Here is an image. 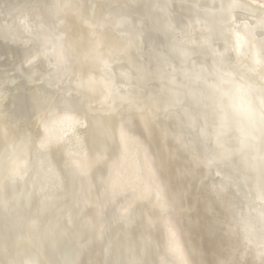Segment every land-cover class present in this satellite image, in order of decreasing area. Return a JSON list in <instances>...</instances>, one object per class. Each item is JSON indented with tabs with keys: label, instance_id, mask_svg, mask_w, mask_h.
<instances>
[{
	"label": "rangeland",
	"instance_id": "1",
	"mask_svg": "<svg viewBox=\"0 0 264 264\" xmlns=\"http://www.w3.org/2000/svg\"><path fill=\"white\" fill-rule=\"evenodd\" d=\"M42 1H43V3H41V4L39 3V7L41 6L40 8L39 7L36 8L37 5L34 7V10L32 11V15H33V13L35 14V12L37 13L39 11V9L45 15L46 14L45 10H48L49 8L53 9V7H54L53 5L57 4V2L55 3V0L52 1L54 3H52L50 1L51 4H49L50 3L49 0H47V1L42 0ZM63 1H65V0H63ZM67 1H69V0H67ZM75 1H77V0H75ZM75 1L72 2V0H70L69 2H72L74 4L78 3V1L77 2H75ZM88 1H91V3H92V1L93 2L96 1V3H98V5L95 3L93 5V3H92L91 4L92 6H90L89 5L90 2H88ZM88 1L85 0V2L89 3V4L88 3H86V4H88L90 10L92 8L93 12H95V13L98 12V14H99L100 12L97 11L96 9H95L96 11H94V8L95 7L101 8L102 7V10L105 9L104 15L106 14L104 17H101L102 13L99 14L98 17L99 18L101 17V19L99 21L100 23L98 22L99 25L97 24L99 27L95 25L97 27V30H95L96 28L93 29L92 26L94 27V25H92V24L94 23L93 21L96 18L93 19L94 17L92 18V16L93 15L95 16L97 14H93V12L89 13L90 15H88V17L91 16V14H93L91 16V18L89 19L90 21L92 20L91 21L92 23H90L87 20L89 22V25L90 24L92 25V26L90 25L91 27H89L92 29V30H90L91 31L90 33L93 34L92 31H94V33L96 34L98 31V33L96 35L95 34L90 35V33H89L90 36L88 35V33L86 31V30H88V32H89V28H87L88 22H86V21L83 22V19L87 14H85V15L83 14V12H84L83 10L85 8L83 9L82 7H84L85 4L83 6L84 2L82 0L81 1L79 0V2H83L81 6L78 5L79 3L76 4L77 7H80V10L82 8V12L80 10H77L79 8L75 7V5H73V7H75L76 9L73 7L72 8L70 7V9H71L70 10L68 8L69 6H71V4L69 2H63V3L61 2V5L67 3V4H65V6H67L69 3V6L67 7L69 10L66 8L68 11L64 9L65 8L64 6H62L64 8L61 9L60 8L61 5L59 2L57 4L58 6H60L59 8L62 10V11L59 10V11H61L60 15H62L59 17V21H60L59 30H60V32L65 31L63 34L61 33L62 36H64V34L67 35V33H66V30H68L67 27H69V30L72 29V31H73V32H71V31L68 32V33L71 32V34H69L70 38H68V40H66L67 41L66 44H68V43L71 44L70 47H69V44L66 45V49H65L67 53L69 52V54H71V55H68V57H67V59H69L70 57L71 58H70L69 62H67V67L65 70L66 73H68V74H66L63 71L64 75H67V77H69L70 79H74L73 84H71L72 80L70 81V79H67L66 76H63L62 71L57 72L56 68H55L56 70L54 71V76H57V78H58L57 80H59V82L52 79L53 77H51V78L48 77V76L53 75L52 71L50 73H46V69H44L41 66L40 67L42 69H40V67H38L36 70H38L39 72L42 71L41 72V74L43 73L42 75L40 73L38 74V72L36 70H35L36 73L32 72L31 74H28L25 70H23L21 68V66H23V61H21L22 58L20 57L18 59L19 56L15 55V54H17L16 50H14L13 47L8 46L9 44H7V42L9 41V38L8 37H7L8 39L6 38L8 41L5 40V36H7V35H5L6 34V31H5L6 28H4V26L0 23V26L3 27V29L0 27V30L1 31L3 30L2 33L0 32V35H1L0 36V135H1V138H0V162H1L0 163V238L1 239L0 240H3V238L5 237V235H6L5 229L7 230V226H9V227L11 226V224L13 223V220H11V218H13V216H14L13 214H15L14 218L19 217L17 215H20V218H21V219L16 218L17 221L15 222L16 225H18L21 228L19 231V234L23 237L25 236L24 237L25 239L26 238L27 239L32 238V240H30V241H32V243L29 241V244H30V247L32 250V253H31L32 255L29 253V252H31L30 247L29 246H28V248L26 247L28 249V250L26 249L27 250V256L24 255V258H23L24 260H23L22 264L28 262V260H26V257H27V259L30 258L29 259L30 263H28V264H31L32 261H34L35 264L36 263L37 264L38 263L39 264H264V259L260 255L261 253L259 254L260 248L253 247L252 243H248L247 241L242 239L241 238L242 235L239 233L240 229H239V226L237 225V222L235 220L237 217L234 218V216H237L236 211H237V208H239V205H237V198H236V195L234 193L235 191H234L233 187L227 188V186L225 185V180H223L225 178L221 179V177H224L222 170H220V167H219V164L222 162V157H221V159L219 157L220 162L218 163V165L216 164L219 161V159H216V158L218 157V154H220V152H218V151L213 152V150H211L212 146L207 148L208 146H210V143L213 144V142L214 143L216 142V140L213 142H209V141H212L209 139L212 135H213V137H216V135H215L216 133L212 134L211 132H213L212 131L213 129L219 128V126H217L218 122L214 121V123H216L217 125L215 126V124L213 123L214 124L213 126H215V127H212L211 130L208 129L209 126H206V125L210 124V126H212L211 125L212 121H209L211 123L207 122L208 124H205L204 122H206V120L205 121L203 120L202 122L205 125L200 121H199V123H197L198 122L197 120H200V119L202 120V118L205 119L203 117V115L207 111L208 112L206 113V115L210 114L211 116H213L210 120H213V119L220 120L219 116L221 114L218 113L217 108L215 109V106L217 107V105H214V106H209V105L219 103V101L218 102H216V101L219 98H222L225 96L220 91L218 92V94H216L217 96L215 95V92H217L218 89L221 91L223 90L224 94H225V91H227L225 88L226 86L223 87L222 80H221V84H219L220 86H217L218 87L217 90L216 89L213 90L211 88V86H209L210 89L208 87H206L209 89L208 90L203 86V84L215 83V79H217L218 76L212 72H211L212 73L211 74L209 72V70H208V73H205V71L207 72V70L202 71L200 69H196V72H197V70L201 71V72L198 71V73H200V74L196 73L195 69H194L195 66L193 65L194 62L190 63V61L194 60V59L190 58L191 60L190 59H189V61L186 60V59H188L187 58L188 54L186 55L183 52H182L183 54L179 53V55L181 54V57H180V59H178V57H179V56H177L178 54L176 55V53H174L175 48L172 47V45H169L166 43L168 41L162 40V42L160 41V43H156V41H155V43H153V44H156L155 47H153L154 46L153 44H152L153 45L152 46L149 43V50H148V49H146V46L148 44H146V46H143L142 43L140 45H137L138 42L135 41L133 36H128V35H131V33L128 34V32H126V30L120 29L117 32V29H119V27L117 28V26L114 25L115 24L114 22L116 20L113 22L116 14L110 13L108 10H110L111 8L113 9L114 8L113 5L115 4V8L113 10H110V11H114L116 13L117 8H119V7L123 8V7H121V5L127 6L128 3H126V4L122 3L121 4L122 0L121 1L120 0H115V1L113 0L112 1L113 4H111V2H109L111 0H103L104 2L102 0H95V1L94 0H88ZM100 1H102V2H100ZM116 1H120V2H116ZM253 1L264 4V0H253ZM38 2H40V1H38ZM123 2H128V1L124 0ZM105 3H107V4H105ZM104 4H105V6H103ZM44 5H45V7H44ZM47 6H48V9H47ZM50 6H53V7H50ZM88 6H85V7H88ZM107 6L110 7L108 10L106 9V8H108ZM43 7H44V9H43ZM74 10H77V11H74ZM70 11L75 12L72 15L74 17L71 16ZM41 12H40V15H42ZM49 12L51 13L52 10H50ZM63 12L66 14V16H65V14H62ZM69 12H70V17L69 16L67 17V15H69L68 14ZM86 12H88V9ZM106 12L107 13L109 12L108 14L110 16ZM79 13L80 14L82 13L83 17ZM38 14H39V12L35 16L34 15L33 16L34 17L37 16V18H41V19L44 17V15L40 16ZM47 14H48V12H47ZM78 15H80L81 17ZM113 15H115V16H113ZM75 16H76V19H75ZM108 16L114 17L112 21L110 20L111 23H110V21H109V23L107 21L108 24L105 23V24L101 25L102 23L105 22V17L108 19ZM73 18L75 20H73ZM85 18H87V16ZM61 19H63V20H61ZM64 19H65V21H64ZM96 20L98 21L99 19H96ZM62 21H64L63 24H61ZM102 21H104V22H102ZM35 22H36V19L34 20L33 23H35ZM65 22L67 23V27L65 25ZM81 22L83 25L81 24ZM116 22H118V21H116ZM95 23H96V21H95ZM85 24L87 26H85ZM64 25H65V27H64ZM100 25L102 26L101 29H103L101 31L99 30ZM104 25L108 26V28H109V25H111L115 29V30L113 28L111 29V27H110L111 30H109V32L112 30H114V31H112L113 33L115 31L117 34L120 32L118 35L122 36L120 38L121 40L124 37L122 34H124L125 35L124 40H125V44L127 43L126 44L127 46L123 45V43H124V42L122 43L123 40L121 41L117 38L118 35L112 36L111 32H110L111 33V35H110L109 32L107 31L106 26H104ZM62 26H63V28H62ZM103 26L106 29H104ZM115 26L117 29L115 28ZM79 27L81 29L86 27L87 29L85 28V29L81 30ZM64 28H66V30ZM103 31H104V34H103ZM76 32H78V33H76ZM80 32H83V33L80 34ZM72 35H74L75 37H72ZM81 35H82V37H81ZM2 36H4V40H2L3 39ZM67 36H64V39H65V37L67 38ZM78 37H80V38H78ZM74 39H77V40L74 41L73 43L69 41V40H74ZM79 39L80 40L83 39V40L80 41ZM86 39L88 40V42H86L87 41ZM130 39H132V40H130ZM162 39H163V37H162ZM117 40H119V41H117ZM127 40H128V42H127ZM61 41H62V39L59 42H61ZM130 41H131V44H134L136 46L134 47V45L129 44ZM75 42H76V45L74 44ZM79 42L82 44H78ZM106 42H107V44H106ZM135 42H136V44H135ZM164 43H166V44H164ZM83 44H85V45H83ZM97 44L98 45L101 44V46L99 45L101 47V49L104 47V49H102V51L104 53L106 52L105 49L108 51L109 54H107V56H106V53H105V57L111 58V56L112 57L114 56L113 57L114 63L116 62V59H114V58H117V61H118V60H120L119 58L121 57V63H120L121 65L117 64V66H115V67L113 66V71H111V72L106 70L110 74V76L108 73H106L105 70H103V67L102 68L98 67V65H100V64H97L98 60H99L98 63L100 61L106 63L107 61H105V60L110 61V59L109 58L103 59V58H105L104 53L100 50V47ZM157 44H159V45H157ZM95 45H97V46H95ZM104 45L106 46V48ZM160 45H162L163 47ZM75 46H77V47H75ZM81 46H83L84 48ZM85 46H86V48H85ZM118 46H120V50L118 49L119 48ZM167 46H170V47H167ZM199 46L201 47L202 45H199ZM79 47H81V49ZM89 47H92V48L88 49ZM114 47L115 48L117 47V49H114ZM121 47H124V48H121ZM125 47L127 50L125 49ZM127 47H129V48H127ZM98 48H99V52L97 50ZM137 48L140 50H138ZM141 48H143L142 51H141ZM154 48H156V49H154ZM163 48H165V49H163ZM168 48H170V49H168ZM173 48H174V50H171ZM193 48H195V47H193ZM71 49L73 51L70 52ZM86 49L90 50V52L94 49L92 52L95 51L99 54L97 56V61L95 60L96 62H94L95 64H97V66H95V64L92 63V61H91V59H93V61H94V59L96 58L97 54H95V52H94L95 57L89 58L91 63H90V61H88L89 59L87 57H85V58L83 57L84 55L87 56L88 54H90V52H88V54H86V52H84V50L86 51ZM123 49H124V51H123ZM153 49H154V51H153ZM157 49H161L162 51L160 50V52H162V53H160L159 50H157ZM166 49H168V51ZM80 50H83V52L82 51L80 52ZM117 50L119 52L117 54L120 55V57L118 56L119 58L116 56ZM128 50H130L128 52L129 54L125 53V51L127 52ZM133 50H137V52H135ZM169 50H171V51H169ZM74 51L78 52V53H76L77 57H83L84 58V59L80 58L81 60L78 58L80 61L79 65L82 66V64H83L80 72L77 71L78 69L80 70L79 67H81V66H79V65L77 66L76 61L78 62V59H74V57L76 58V54L73 55ZM110 51H113L116 55H113V52L111 55ZM148 51L149 52L151 51L150 53L153 55V56H151L150 53H148L151 58H149V56L147 54ZM92 52L89 56L94 55ZM133 52H135V53H133ZM155 52H156V54H155ZM165 52H168V54ZM140 53H141V55H140ZM78 54H80V56H78ZM121 54H123L127 58L123 57V55H121ZM166 54L168 55L167 57H166ZM174 54L177 57H175ZM155 55H157V56H155ZM184 55H186V57H184ZM145 56H147L148 59L145 58ZM207 56H209V55H207ZM133 57H134V59H133ZM72 58H73V60H71ZM166 58H167L168 62H167ZM168 58L171 59L173 62L175 61V63L177 62L176 60H178L179 64L178 63H176V64L171 63L170 64L171 60H169ZM123 59H124V61H122ZM149 59H151L153 61H154V59H157V60L159 59V62H157V64H156L155 63L156 60H155L153 65H152L151 62H153V61H151ZM174 59H176V60H174ZM182 59L183 60L185 59V60L182 61ZM83 60H85V62ZM146 60L149 62L148 64H147ZM161 60H163L164 63H161L162 62ZM70 61H72V62L70 63ZM73 61L76 63L75 65L73 64ZM126 61H127V63H125L123 65L122 63H124ZM140 61H142V63ZM165 61L167 63H169L171 66H169V64H167ZM187 61L189 64L187 63ZM81 62H82V64H81ZM86 62H87V64H86ZM134 62H135V64H134ZM210 62H212L211 64L214 65V67H215V62L217 63V60L212 59V61H210ZM68 63H69V65L72 64V65H70V67L73 66L74 68L68 67ZM105 63H103L101 65H104ZM165 63L167 64V67H166ZM158 64H161V65H159L157 68L158 70H156L155 67H157V66H155V65H158ZM162 64H163V66H162ZM194 64H196V63H194ZM138 65H139V67H138ZM178 65H180L179 67H181V68L183 67V65L185 66V68H186V66H188V67L186 68V70L182 69L183 71L181 70V72H178V69H177ZM208 65H209V63H208ZM63 66L61 65L60 66L61 68L59 67V70H62L66 65L64 67ZM104 66H106V65H104ZM123 66H125V68L128 69L129 71L126 69L123 70L124 69ZM164 66H165L166 70L164 69ZM173 66H174V68L177 69V70L175 69L176 70L175 72L176 73L178 72L179 75L174 74L175 72L171 73L172 70L174 69ZM189 66H190V68H189ZM95 67L99 68L100 70L102 69L101 72H100V70H98ZM168 67L172 70H170ZM219 67L220 66L218 65L217 70L221 71L222 69ZM68 68L70 70L73 69V72H72V70L68 71L67 70ZM87 68H89V70ZM90 68L95 69V71H93V69L91 71ZM160 68L162 70H165V71L170 70L168 73H170V75H174V76L172 77L168 73H167L168 74V76H167L166 73L165 72L163 73V71H161ZM181 68H179V69H181ZM193 69H194V72H192ZM214 69H215V73H216V67ZM159 70H160V72H162V74L159 73ZM44 71H45V73H44ZM104 71H105V73H103ZM138 71H140V72H138ZM156 71L160 75H163V76L166 75L164 77V79L168 77L169 79H172L173 81H175V79L178 78L174 83H175V88L180 84L179 85L180 87L179 86L177 87L179 89L181 88V85L183 86V84H185L184 83L185 80H181V79H183V78L187 79V76H186L187 74L191 76V73H192V75H194L193 73H195L197 75L203 74V76H199V77H197V75L193 76V78H194L193 80H195L197 78L196 79L197 81L195 80V82H194L192 80L193 82H191V84L188 82L190 79H192V76H191V78H190V76H188L190 78V79L186 80V82H187L186 84L189 85V87L186 88L188 91L186 90L187 93H185V89H184V94L179 96V94H177V93H181V92L177 88L172 89L173 83L170 84L169 82L171 80H169V79H167V80H169V82L166 80L168 83H166V84L163 83L164 89H161V86H162L161 82H159V83H161V85L158 84V86H156L157 82H155V81L160 80V78H159V80H158V78L156 79V77L160 76L159 74L157 75ZM190 71H191V73H190ZM55 72H57L58 75L55 74ZM61 72H62V74H61ZM69 72H71L72 76L70 75ZM86 72H88V73H86ZM96 72H97V74H96ZM112 72H113V74H112ZM136 72H138V73H136ZM182 72H184V73H182ZM59 73L61 76L59 75ZM90 73H92V74H90ZM180 73H181V75L184 74L186 77L183 75H182L183 77L182 76L180 77ZM223 73H225V71H223ZM32 74L36 75L37 80H36V78H34L32 76ZM45 74H51L48 76L46 75L47 76L46 80L51 79V81H47L48 82L47 84H51V85H48V86L45 85L46 80H44L45 81V83H44L43 79L39 78L40 75H41V77H43ZM217 74H219V76H221V79H222V77H226L225 75H222L219 72H217ZM73 75L74 76L77 75V76L74 77ZM93 75L96 77H94ZM116 75H117V78L119 77L120 79L116 80V77H115ZM205 75H206V77L207 76H209V77H207V79H205V77H204ZM97 76H98V78H97ZM130 76H131V78H130ZM137 76H139V77H137ZM59 77L60 78L64 77V78H61L62 80H60ZM72 77H74V78H72ZM160 77H162V76H160ZM200 77H202L201 79H203V77H204L206 83L204 81H202L200 79ZM210 77H211V80L209 82ZM63 79H66V80H63ZM114 79L116 80V83L119 80H123V81L125 80L126 81L125 83L121 82V83H123V85L120 83L121 84L120 86L122 89L121 92H124L123 89L125 88V89H127V90H125V91H127L126 93H128V94L130 93L131 95L129 94V95L124 96L123 99H124L126 105L123 102V99L121 102H119L120 105H119V103H117L119 100L116 102V104H114V105H117V108L121 106L120 110L117 109L119 111V113H114L113 116H112V114H110L109 117L107 116L109 114L105 113L106 115L103 114V116H102L101 115L102 112H100L99 109L103 108L104 110H107L104 107L101 108L100 106L107 104V103H105L106 93L108 92V89H106V88L109 85L114 84V81H115ZM199 79L203 83L198 81ZM107 80H109V81H107ZM134 80H136V81L134 82ZM60 81H61V83L63 82L62 86L60 84ZM65 81L68 83L66 84ZM127 81L129 83H127ZM181 81H184L183 84L179 83ZM52 82H53V84L54 83L56 84L58 82V85L60 84V86H57V84H56V88H54ZM176 82H178V83H176ZM197 82H199V83H197ZM207 82H209V83H207ZM94 84H96V88L98 87L100 89L99 90H97L98 88L95 90H93V88L89 89L91 86H93L95 88ZM128 84L130 87L128 86ZM167 84H169V85H167ZM176 84H177V86H176ZM193 84H194V86H193ZM195 84H198L197 85L198 87ZM68 85H69V87H71V89L69 87H67ZM104 85H106V86H104ZM133 85H134V87H133ZM165 85L170 86L169 88H170V90L171 89L172 90L171 91L168 90V87ZM199 85H200V87L201 86L204 87V88L201 87L203 90L200 89ZM63 86H65V89L68 91V92L65 91L67 93L64 92L65 89ZM78 86L79 87L85 86L84 88L87 91L83 90V88H81V87H80L81 89H77ZM137 86L138 87L141 86L142 91L139 90V89H141V87L136 88ZM191 86L197 88V89H194L195 92ZM73 87L77 90H75ZM101 87L103 89L105 88L104 90L106 91V93H104L105 91H101L102 90ZM144 87L146 89H144ZM183 87L181 88L182 90H183ZM190 87L192 90L190 89ZM57 88L60 91H58ZM68 89H70V91ZM73 89L75 91L80 90L81 92L80 91H78L77 93L75 92L76 97H75V95L72 96L74 94V93H72V92H74V91H72ZM88 89H89V92L91 94L88 92ZM128 89H130L131 91L129 90V92H128ZM133 90H134V92H133ZM135 90L137 91V94H136ZM164 90L167 91V93H168V91L171 94L176 93L174 97L179 96L178 99L180 98L181 102L178 103V101H180V100H178L177 98L176 99L173 98V96H172L173 100H170V99H172V98H170V96H169L170 99L166 98V96H168L169 93L166 94V92ZM196 90H198V91H196ZM199 90L201 92L202 91L204 92L206 90L205 91L206 93H207V91H209L208 93L213 92L214 94L210 93L211 95L209 94V96L212 99V98H214L213 95H215L216 97L213 100H215V99L216 100L215 101L212 100L213 101V103H212L210 98L204 97L205 94H203V92H202L203 95H201L202 97L197 95V94L201 93ZM84 91H85V94L87 95L85 97L87 100L84 97H81V96H85L84 93H82ZM176 91H178V92H176ZM70 92L72 93V95ZM79 92L82 95H77ZM131 92H133L134 94ZM140 92H141V94H142V92H144V93L146 92V93L144 95L142 94V96H141ZM95 93H98V95H96ZM164 93L166 95H164ZM188 93H190V94H188ZM229 93H231V95L233 96L232 92L229 91L228 94ZM66 94H67L68 98H67V96H65ZM103 94H104V96H103ZM132 94L134 95L133 97H135L136 99H137V96H140V99L142 97L144 99L142 98V100H140V102H139L138 101L139 98H138L137 101H135L133 103V101L136 99L134 98L133 101L131 100V99H133L130 97V96H132ZM185 94H187V97L192 96L193 100L190 97L191 102L195 101L196 103H193V102L191 103L190 99H187ZM194 94L197 96L193 97ZM60 95H61V98H60ZM101 95L103 98L101 97ZM160 95L161 96L163 95V96L161 97ZM89 96H91V97H89ZM128 96H129V98H128ZM149 96L151 97V102H150ZM157 96L158 97L160 96V97L158 98ZM182 96L186 97L183 99H187V102L182 99ZM38 97L40 99H38ZM99 97H101V98H99ZM125 97H127L128 100H126ZM200 97L202 98V100ZM33 98H35V99H33ZM71 98H72V100H71ZM76 98H79V99H76ZM145 98H146V100H145ZM195 98H197V100ZM206 98L209 101H205V100H207ZM232 98L235 99V97H232ZM100 99H102V101L105 104H103V102ZM161 99H162V101H161ZM174 99H175L176 103L173 102L172 104H174L175 107L179 104V108H181L183 106L185 111L183 110V108H182V111H180L179 108H178V110L176 108V110L178 112L177 113L173 105L172 106L174 109L170 108L172 106L169 105V102L171 103V101H174ZM152 100H154V101H152ZM221 100L222 99H220V102H221ZM38 101H39V103H38ZM85 101H86V103H85ZM128 101H129V103H128ZM141 101H144L145 104ZM155 101H157V102L155 103ZM100 102H102V104ZM131 102L133 104L137 103V105H134V108H133L132 107L133 104L130 105ZM158 102L160 105L158 104ZM52 103H54V104H52ZM88 103L90 106L88 105ZM180 103H182V104H180ZM197 103H200L199 106L197 105V108L192 107L193 110L189 111V109H191L190 108L191 105L193 106ZM79 104H82V105H79ZM84 104H85V106L87 104V107H85L87 109L82 108V107H84ZM122 104H123V106H122ZM138 104H140L142 107L139 106ZM185 104H189L190 106L189 105L185 106ZM55 105H58V106H55ZM203 105H205V106L208 105V108L206 107V110H205V107ZM107 106H109V105L107 104ZM136 106H138L139 109L141 108L142 111H141V109L140 110L137 109ZM228 106H230V105L228 104ZM90 107H91V109H94V111L97 110L99 112H96V115L93 116L92 113H89V112L93 111V110L91 111ZM162 107L164 109H162ZM211 107H213V109H215V110H212ZM230 107L235 108V107H233L232 104ZM230 107H228L229 111H231V109H232ZM40 108H41V111L43 113L39 111ZM42 108H44L43 110H45V111H43ZM114 108H115V106H114ZM150 108H151V111H150ZM160 108H161L162 112L160 110H158ZM185 108H187L189 112ZM202 108H204L203 111L201 110ZM62 109H67V111H68V113L66 112L67 115L64 114L65 110L63 111ZM109 109L110 110L113 109V106H110V108H108V110ZM128 109H130V110L128 111ZM152 109H153V111H152ZM154 109H155V111H154ZM209 109H211L210 112H212L213 114H215L213 112V111H215V112H217L216 114H219V115L217 116L215 114L216 116L214 118V115H212L209 112ZM114 110H116V109H114ZM225 110H227V109H225ZM57 111H58V113H57ZM61 111H63V112H61ZM94 111H93V113H95ZM131 111H135V112L131 113ZM237 111H239V110H237ZM237 111H235L236 112L235 114L239 113ZM52 112H53L54 117L52 116ZM87 112L89 113V116H88ZM104 112L105 111H103V113ZM111 112H112V110H111ZM113 112H115V111H113ZM154 112H156V113H154ZM181 112L183 115L181 114ZM40 113H41V115H40ZM50 113H51V115H49ZM174 113H176V114H174ZM200 113H201L202 117L198 118L200 116ZM44 114H45V116H43ZM155 114H160V115H158V118H159V116H160V118L157 119V116ZM184 114H186V115H184ZM48 115L50 117H48ZM114 115H116V116H114ZM188 115L192 116V117H190V120H189ZM194 115H195V117H194ZM68 116L69 117L71 116L70 118H74V117L76 118V119H73L74 121H76L75 122V128L76 129H73V130L69 129V128L66 129V127L64 125L65 120L63 121V119H64V117H65V119L68 118ZM122 116H124V117H122ZM161 116H163V117H161ZM186 116H188V117H186ZM211 116H209V117H211ZM84 117L86 120L84 119ZM170 117H171V119L174 118L175 121L170 120ZM182 117H183V119H182ZM196 117L198 119H196ZM207 117H206V119H207ZM236 117H237V119L239 118L238 115ZM92 119L94 122L91 121ZM162 119H164L166 121H164ZM176 119L178 121H176ZM184 119H186V120L184 121ZM191 119L193 121H191ZM151 120H153V121H151ZM181 120L186 122V123H183ZM83 121L85 122V124ZM171 121H173V122L171 123ZM179 121H181L183 124L181 122L179 123ZM194 121H195V123L199 124L198 125L199 130H200V127L203 128L202 126H200L201 123L205 126L204 130L201 129V131H203V133L198 131L199 133L204 134L205 132H207L210 135L209 134L207 135L205 133L206 134L205 137L202 134L201 135L198 134L194 137L193 134L194 133L197 134V129H198V128H195L196 130H193L192 127H194V125H193V124H195ZM207 121H208V119H207ZM59 122L60 123L63 122L62 123L63 125L59 124ZM192 122H193V124H192ZM239 122L244 123L245 121L244 122L239 121ZM96 123H98V124H96ZM114 123H115V125H114ZM170 123H171V125H170ZM60 125L62 126L63 129L61 128ZM78 125H81V127ZM94 125L99 126V127H95ZM187 125H189V126L191 125V128ZM83 126H85L84 129H83ZM170 126H171V128H170ZM183 126H185V127L183 128ZM118 127H120V128H118ZM186 127L189 128V129L188 128L186 129L187 131L185 130ZM195 127H197V126H195ZM206 127H207V129H206ZM116 128L119 129L118 132H117ZM176 128H177V130H176ZM183 129H184V131H183ZM191 129L193 132L194 131H196V132H194L193 134H189L190 133L189 130H191ZM61 130H65V131H61ZM92 130H94V131H92ZM173 130H174V132H173ZM208 130H209V132H208ZM238 130H239V128H238ZM3 131L5 134H3ZM192 131H191V133H192ZM233 131H232L231 136L235 135V137H238L239 135L234 134ZM172 132H173V135H172ZM186 132H187V135H186ZM214 132H218V129L215 130ZM234 132L237 133L236 130ZM261 132L263 133V131H261ZM93 133H95V134H93ZM59 134H61V135H59ZM170 135H172V136H170ZM191 135H192V137L196 138L195 139L196 141L195 140L192 141V139H194V138H192ZM217 135H219V132L217 133ZM52 136H57V138L54 137L55 138L54 139ZM263 136H264V133H263ZM51 137H52V139H51ZM190 137L192 139H190ZM206 137H209V139ZM177 138H178V140H177ZM183 138H185V139L189 138L188 140L186 139L188 142L186 143V140ZM203 138H204V142H202V141L200 142V140H198V139L203 140ZM217 138L216 139L219 140V136ZM205 139H206V143L209 142V145H206L205 146L206 148L203 147L204 150H202V147L200 149L196 145H200L199 143H201V144L203 143V145H205L206 144ZM207 139L209 141H207ZM214 139L215 138H213V140ZM184 140H185L186 145H185V143H183ZM257 140L259 143H258V147H257L256 151L257 152H260V151L264 152V142H263L264 139L263 138L259 139L257 137ZM261 140H263V141H261ZM180 141H182V142H180ZM220 141H221V139H220ZM260 141L262 143H260ZM189 142H190V144H188ZM217 142L220 144L219 141H217ZM218 143H215V145H217ZM189 146H190V148H189ZM181 147L182 148L185 147V148L182 149ZM221 147H222V145H221ZM205 150H206V152L210 151V153H205ZM250 150L251 149H249V151ZM53 151H55V152H53ZM211 152H213L215 154H213ZM263 152H262V154L264 155ZM216 153H217V156H216ZM81 156H82V158H81ZM190 156H192V157H190ZM209 156H210V159H209ZM213 156H215V157L212 158ZM193 161H195V162H193ZM214 161H216V163ZM149 162H151V163L149 164ZM213 162L217 166L216 165L212 166L214 164ZM141 164H142V166H141ZM202 164H204L205 166ZM52 165H53V168H52ZM77 165H79V167ZM67 166H69V167H67ZM128 166H130V168H128ZM210 166H212V169L214 168L215 170L213 169L214 171H212ZM122 167H124V168H122ZM216 167H218V170ZM56 168L59 170H57ZM48 169H50V170H48ZM154 170L156 172H154ZM124 171H126V172H124ZM151 171H152V173H151ZM133 172H134V174H133ZM211 172H213V174ZM218 173H222V174H220L222 176L221 177L215 176L216 174L218 175ZM120 174H121V176H120ZM129 175H131V176H129ZM17 176H19V178ZM14 177H17V178H14ZM147 177L149 180L147 179ZM141 178H143V179H141ZM212 178H214V179H212ZM216 178H218L217 181H216ZM16 179H19V180H16ZM209 179H210V181H209ZM192 180H194V181H192ZM11 181H12V183H11ZM13 181L14 182L17 181V182H15L17 184L13 183ZM22 181H24V182H22ZM129 182H130V184H129ZM18 183L22 184V185H19ZM185 183L187 185L186 188H185V186H186ZM218 183H219V186L217 189ZM221 183H223V184H221ZM17 185H19L18 188H17ZM224 185L226 186V188ZM20 186L22 188H20ZM151 186H153V187L151 188ZM205 186H207V187H205ZM210 186H211V188H210ZM144 187H146V188H144ZM150 188H151V190H150ZM215 188L217 189V191L215 190ZM152 189H155V190L153 191ZM230 189L231 190L233 189L232 194H231ZM9 190H11V191H9ZM125 190H127V191H125ZM192 190H194V191H192ZM151 191H153V192H151ZM187 191L189 194L187 193ZM214 192H215V194H214ZM222 192H224L225 194H223ZM17 194H18V196H17ZM186 194H188V195L186 196ZM62 195H64V196H62ZM213 196H214V198H213ZM232 201L235 203H232ZM158 202H159V204H158ZM226 202H228L231 206L233 205L231 208H233L234 211H232L231 208H228L229 205H227L228 207L225 206L226 204L224 205V203H226ZM234 204H236V206ZM235 207H236V209H235ZM15 209H16V212H14ZM17 209L19 211L21 210V214H20V212L18 213ZM94 209H95V211H93ZM230 210H231V212H230ZM232 212L233 213L235 212V214H232ZM166 218L169 219L170 221H168ZM25 225H27L26 226L27 228L31 227V229L29 230L30 234L24 232L23 229H24ZM109 225H110V227H109ZM235 228H237V229H235ZM22 230H23V232H22ZM0 242H2V241H0ZM34 242H35V244H33ZM58 245H59V247L60 246H62V247L58 248ZM59 250H61V251H59Z\"/></svg>",
	"mask_w": 264,
	"mask_h": 264
},
{
	"label": "bare ground",
	"instance_id": "2",
	"mask_svg": "<svg viewBox=\"0 0 264 264\" xmlns=\"http://www.w3.org/2000/svg\"><path fill=\"white\" fill-rule=\"evenodd\" d=\"M38 1H40V2H38ZM42 0H0V23L4 26V28H6V34L5 35H7V36H5V40H7L8 38H9V41L7 42V44H9L8 46L9 47H13L14 48V50H16V53L17 54H15V55H18L19 57H18V59L21 57L22 58V60L21 61H23V66H21V68L23 69V70H25L28 74H31L32 72H35L36 73V71L38 72V74L40 73L41 74V72H39L38 70H36L38 67H43L44 69H46V73H50L51 71H52V73H53V75H51V74H45L43 77H41V75L43 74H41L40 75V77L39 78H41V79H43V81L44 80H46L47 78V76L48 75H51V76H48V77H53L52 79H54V80H56V81H58L59 82V80H57L58 78H57V76H54V71L56 70L57 72L59 71H64L65 73H66V67H67V62H69V60H70V58L69 59H67V57H68V55H71V54H69V52L67 53L66 52V45H68V44H66L67 43V41L66 40H68V38H70L69 36V34H71V32H73L72 31V29H70L69 30V27H67V21L65 22V25H66V27H67V29L68 30H66V28H64L65 30H66V33H67V35H65L64 34V36H67V38L65 37V39H64V36H62V34L65 32V31H61L60 32V30H59V28H60V21H59V17L60 16H62V15H60L61 14V9L62 8H64L65 10H67L68 8L70 9V7L72 8L73 7V5H75V7H77V5L76 4H78L79 6H81L82 5V3H83V6H84V4H85V6H88V2H90V6H92L91 4L93 3V5H94V3L95 4H97L98 5V3H96V1L95 2H93L92 1V3H91V1H88V0H86V1H88V2H85V0H82L83 2H79V0H77L78 1V3H72V2H74L75 0H72V2H69V1H67V0H65V1H63V0H55V3L57 2V4H58V2L60 3V5H61V2L63 3V2H69L70 4H71V6H69V3H68V5L67 6H65V4H67V3H65V4H62L61 5V7L60 6H58L57 4L55 5H53V6H50V7H53V9L52 8H49L48 9V6H47V9L50 11V10H52V12L50 13L48 10H45V12H46V14H47V12H48V14L46 15H44V13H42L41 11H40V9H39V14L38 15H40V12H41V14L42 15H44V17L41 19V18H37V16L36 17H34L37 13L35 12V14L33 13V15H32V11L34 10V7L36 6V8L37 7H39V3L41 4V3H43V1L41 2ZM45 1H47V0H45ZM52 2L53 0H49V2ZM77 1H75V2H77ZM81 1V0H80ZM103 1V0H102ZM102 1H100V2H102ZM113 0H111V1H109V2H111V4H113V2H112ZM115 1V0H114ZM121 1V0H120ZM120 1H116V2H120ZM124 0H122L121 1V4L123 3H128V5L127 6H122L121 5V7H123V8H117V12L115 13L114 11H110V10H113L114 8H115V4L113 5L114 6V8L112 9H110V10H108L110 7H108V8H106L110 13H113V14H116V16L115 15H113V16H115V18L113 17V16H111V17H109L108 16V19L105 17V22L104 21H102V22H104V23H102L101 25H103V24H108L109 23V21L111 20H113V18H114V20H113V22L116 20V21H118V22H114L115 24L114 25H116L117 26V28L119 27V29H117L116 28V26H115V28L117 29V32L120 30V29H124V30H126V32H128V34L129 33H131V35H128V36H133L134 37V39H135V41H137L138 43H137V45H140L141 43H142V45L143 46H146V44H148L147 46H146V49H148L149 50V43H150V45H152L153 43H155V41H156V43H160V41L162 42V40H165V41H168V42H166L167 44H169V45H172V47H174L175 48V52L174 53H176V55L177 56H179L178 57V59H180V57H181V54L179 55V53H184V54H188V56H187V58L188 59H186V60H188L189 61V59L190 58H193L194 60H191L190 61V63H196V64H194L193 63V65L195 66V72H196V69H200V70H202V71H205V70H207V72L205 71V73H208V70H209V67H208V61L206 60V57H209V56H207L208 55V53L207 54H205L204 52L205 51H207V49L206 48H203L202 46L200 47V48H197V47H195L194 45L193 46H191L190 45V43L187 41V40H185V39H182L179 35L180 34H182L184 37L185 36H188V38L189 39H191V40H194V41H196L197 40V42H198V44L199 43H202L203 45H207V44H209L208 46H209V48H211L210 49V51L211 52H213V53H215V54H217V53H219V54H223V53H228V51H227V49L228 50H235V51H238V52H240V53H244L250 60H252L253 59V53L256 51V49L255 48H253V46H252V44H251V42H250V38L252 37V31H251V29H250V27H249V25L251 24V18L250 17H248V16H246V15H244V14H242V13H237V8H241V9H249L250 11H253V12H261V14H264V4H262V3H259V2H256V1H253V0H218L219 2H220V5H219V7H216V8H209L208 7V5L213 1V3H217L218 1L217 0H203L204 2H203V4H198L197 2H196V0H125V1H128V2H123ZM51 2L49 3V4H51ZM104 2V1H103ZM106 2V1H105ZM52 3H54V2H52ZM86 3H88V4H86ZM48 4V5H49ZM105 4H107V3H105ZM105 4L103 5V6H105ZM46 5V4H45ZM45 5H44V7H45ZM101 5V4H100ZM62 6H64V7H62ZM69 6V7H68ZM82 7L84 10V12H83V14L85 15V14H87L86 16H87V18H85L84 17V19H83V22L84 21H86V22H90V23H92L89 19L91 18V16L93 15V14H97V15H93L92 16V18L93 19H99L98 21L95 19L93 22V24L92 25H94V27L92 26V28L94 29V28H96L95 30H97V27L96 26H98L99 25V21H100V19H101V17H104L105 15H104V10H102V7L101 8H97V7H95L94 8V11H99L100 13H102L101 15V17L99 18L98 16H99V14H98V12L97 13H95V12H93L92 11V8H91V10L89 9V6L88 7ZM120 6V5H119ZM41 7V6H40ZM39 7V8H40ZM44 7H43V9H44ZM61 9H60V8ZM68 7V8H67ZM75 7H73V8H75ZM99 7V6H98ZM35 8V9H36ZM67 8V9H66ZM77 8H79V9H77V10H80V7H77ZM82 8H81V12H82ZM88 9V12H86L87 11V9ZM105 8V7H104ZM68 9V10H69ZM76 9V8H75ZM96 9V10H95ZM99 9V10H98ZM101 9V10H100ZM38 10V9H37ZM59 10H61V11H59ZM67 10V11H68ZM71 10V9H70ZM77 10H74V11H77ZM90 10V11H89ZM116 10V9H115ZM44 11V10H43ZM65 12V11H64ZM62 13V14H65V13ZM71 12V16L73 15V13H75V12H73V11H70ZM70 12L68 13L69 15H67V17L69 16L70 17ZM92 13L93 12V14H91V16H89L88 17V15H90L89 13ZM50 13V14H49ZM80 14V13H79ZM83 14L81 13L80 15L83 17ZM42 15H40V16H42ZM80 15H78V16H80ZM227 15H231V16H233L234 17V24L233 25H229V27H227V30L226 29H224V28H222V26H221V24H222V22H223V19H224V17H226ZM47 16V17H46ZM64 16V15H63ZM65 16H66V14H65ZM80 16V17H81ZM72 17H74V16H72ZM79 17V18H80ZM98 17V18H97ZM110 18V19H109ZM36 19V22L35 23H33L34 22V20ZM44 19V20H43ZM72 19V18H71ZM75 19H76V16H75ZM74 18H73V20H75ZM103 19V18H102ZM264 19V18H263ZM61 20H63V19H61ZM88 20V21H87ZM64 21H65V19H64ZM64 21H62L61 22V24H63L64 23ZM78 21V20H77ZM81 21V20H80ZM95 21H96V23H95ZM107 21H108V23H107ZM111 21H110V23H111ZM72 22V21H71ZM70 22V23H71ZM89 22H88V26L85 24V26H87V28H89V27H91L90 25H89ZM99 22V23H98ZM78 24V23H77ZM81 24H82V22H81ZM98 24V25H97ZM65 25H64V27H65ZM73 25V24H72ZM83 25V24H82ZM96 25V26H95ZM100 25V31L101 30H103V29H101L102 28V26ZM196 25H199V26H201L202 27V29L204 28V32L203 33H199V32H195V29H196ZM76 26V25H75ZM79 26V25H78ZM104 26H106V25H104ZM104 26H103V28H104ZM241 26H242V28H241ZM1 27V26H0ZM71 27V26H70ZM73 27V26H72ZM81 27V26H80ZM79 27V28H80ZM99 27V26H98ZM110 27H111V29L113 28L111 25H109V28H108V26H106V28H107V31L109 32V30H111L110 29ZM2 29H3V27H1ZM62 28H63V26H62ZM61 28V29H62ZM86 28V27H85ZM85 28H82V29H85ZM86 28V29H87ZM106 28H104V29H106ZM81 29V28H80ZM81 29V30H82ZM114 29V28H113ZM90 30H92L91 28H89V32H88V30H86L87 31V33H88V35H89V33L91 32ZM115 30V29H114ZM114 30H112V31H114ZM128 30V31H127ZM69 31H71L70 33H68ZM112 31H110L111 33H112V36H117L118 34L116 33V31L113 33ZM122 31V30H121ZM0 32L2 33L3 32V30L1 31L0 30ZM60 32V33H59ZM93 32V34H95L94 33V31H92ZM106 32V31H105ZM109 32V34L111 35V33ZM62 33V34H61ZM76 33H78V32H76ZM81 33H83V32H80V34ZM97 33H98V31H97ZM96 33V34H97ZM125 33V32H124ZM74 34V33H73ZM92 33H90V35H91ZM92 34V35H93ZM95 34V35H96ZM103 34H104V31H103ZM108 34V35H109ZM89 35V36H90ZM100 35V34H99ZM124 37H125V35L124 34H122ZM1 36V35H0ZM98 36V35H97ZM96 36V37H97ZM103 36V35H102ZM120 35H118V39L119 40H121L120 38L122 37V36H120ZM8 37V38H7ZM72 37H75L74 35H72ZM81 37H82V35H81ZM105 37V36H104ZM124 37L122 38V43H123V45L125 46L126 44H125V40H124ZM162 37H163V39H162ZM2 40H4V36H2ZM7 38V39H6ZM78 38H80V37H78ZM91 38V37H90ZM95 38V37H94ZM114 38V37H113ZM116 38V37H115ZM128 38V37H127ZM132 38V37H131ZM220 38V39H219ZM253 38V37H252ZM62 39V41L61 42H59L60 40ZM112 39V38H111ZM110 39V40H111ZM216 39H219V43L220 44H222V45H224V47L223 48H221V47H219L218 45H216L215 44V42H214V40H216ZM65 40V41H64ZM77 39H74V40H69L70 42H74V41H76ZM80 40V39H79ZM83 40V39H82ZM82 40H80V41H82ZM87 40V39H86ZM92 40V39H91ZM119 40H117V41H119ZM130 40H132V39H130ZM78 42V41H77ZM85 42V41H84ZM86 42H88V40L86 41ZM127 42H128V40H127ZM147 42V43H146ZM115 43V42H114ZM120 43V42H119ZM166 43H164V44H166ZM255 43V42H254ZM75 45H76V42L74 43ZM78 44H82V43H78ZM106 44H107V42H106ZM129 44H131V41L129 42ZM135 44H136V42H135ZM225 44H227V45H225ZM260 44H261V46H264V44H262L261 43V41H260ZM70 45L71 44H69V47H70ZM73 45V44H72ZM83 45H85V44H83ZM98 45V44H97ZM97 45H95V46H97ZM100 46H101V44H99ZM98 45V46H99ZM120 45V44H119ZM122 45V44H121ZM131 45H134V44H131ZM154 45V46H153ZM152 46L153 47H155L156 46V44H153ZM157 45H159V44H157ZM199 45H201V44H199ZM79 46V45H78ZM94 46V47H95ZM99 46V47H100ZM105 46V45H104ZM109 46V45H108ZM111 46V45H110ZM127 46V45H126ZM136 45H134V47H135ZM160 46H162V45H160ZM226 46H228V48H226V49H224ZM255 46V45H254ZM68 47V48H69ZM74 47V46H73ZM75 47H77V46H75ZM81 47H83V46H81ZM81 47H79L80 49H81ZM88 47V46H87ZM113 47V46H112ZM119 48V50H120V46H118ZM132 47V46H131ZM148 47V48H147ZM152 47V48H153ZM163 47V46H162ZM161 47V48H162ZM165 47V46H164ZM167 47H170V46H167ZM193 47H195V48H193ZM8 48V47H7ZM84 48V47H83ZM85 48H86V46H85ZM92 47H89L88 49H91ZM97 48V47H96ZM105 48H106V46H105ZM121 48H124V47H121ZM127 48H129V47H127ZM174 48L173 49H171V50H174ZM95 49V48H94ZM93 49V50H94ZM102 49H104V47L102 48ZM102 49H101V47H100V50L102 51ZM114 49H117V47L115 48L114 47ZM125 49H126V47H125ZM138 49V48H137ZM142 49L143 48H141V51H142ZM154 49H156V48H154ZM154 49H153V51H154ZM163 49H165V48H163ZM168 49H170V48H168ZM168 49H166L167 51H168ZM92 50V51H93ZM98 50V52H99V48L97 49ZM96 50V51H97ZM122 50V49H121ZM127 50V49H126ZM138 50H140V49H138ZM157 50H159V52H160V50L161 49H157ZM171 50H169V51H171ZM255 50V51H254ZM71 51H73L72 49L70 50V52ZM83 52V50H80V52ZM91 51V52H92ZM105 53H106V56H107V54H109L108 53V51L105 49ZM114 51V50H113ZM113 51H110V53H111V55H112V52ZM123 51H124V49H123ZM130 50H128L127 52L125 51V53H128ZM133 51H135V52H137V50H133ZM162 51V50H161ZM165 51V50H164ZM84 52H86V54H88V52H90V50H87L86 49V51L84 50ZM91 52H90V54H91ZM95 52V51H94ZM94 52H92L93 54H94ZM103 52V51H102ZM101 52V53H102ZM121 52V51H120ZM135 52H133V53H135ZM144 52V51H143ZM151 52V51H150ZM149 51L147 52V54L148 53H150ZM158 52V53H159ZM14 53V52H13ZM76 53H78L77 51L75 52L74 51V53H73V55H75ZM104 53V52H103ZM105 53H104V57H105ZM117 53H119L118 52V50H117V52H116V54ZM124 53V52H123ZM124 53V54H125ZM153 53V52H152ZM157 53V54H158ZM160 53H162V52H160ZM165 53H167L168 54V52H165ZM182 53V54H183ZM5 54V53H4ZM90 54H88L87 56L86 55H84L83 57L85 58V57H87L88 59L89 58H91V57H95V54H97L96 55V58L94 59V61H93V59H91V61H92V63H94V62H96L97 61V56L99 55L97 52H95V54L93 55V56H89ZM114 52H113V55H116ZM129 54V53H128ZM155 54H156V52H155ZM166 54V57L168 56ZM170 54V53H169ZM173 54V53H172ZM171 54V55H172ZM103 55V54H102ZM121 55H123V54H121ZM133 55V54H132ZM140 55H141V53H140ZM150 55L151 56H153L151 53H150ZM159 55V54H158ZM164 55V54H163ZM175 55V54H174ZM175 55V57H177ZM186 55H184V57H186ZM226 55V54H225ZM78 56H80V54H78ZM101 56V55H100ZM99 56V57H100ZM117 57L119 56L120 57V55H116ZM148 56H149V54H148ZM155 56H157V55H155ZM162 56V55H161ZM200 56V57H199ZM73 57V56H72ZM83 57H77V54H76V58L74 57V59H80V58H83ZM114 57V56H113ZM113 57L111 56V58L110 57H105V58H103V59H106V58H109L110 59V61H108V60H105V61H107L106 63L105 62H99L98 63V61H97V64H103V63H105L104 65H106V66H104V65H98V67H103V70H108L109 72H111V71H113V66L115 67V66H117V64H120L121 63V57L119 58L120 60H118L117 61V58H114V59H116V62L114 63V61H113ZM123 57H125V58H127L126 56H124L123 55ZM122 57V58H123ZM132 57V56H131ZM141 57V56H140ZM165 57V56H164ZM170 57V56H169ZM173 57V56H172ZM174 57V58H175ZM12 58V57H11ZM83 58V59H84ZM101 58V57H100ZM99 58V59H100ZM130 58V57H129ZM145 58H147V56H145ZM149 58H151L150 56H149ZM153 58V57H152ZM155 58V57H154ZM162 58V57H161ZM211 58V57H210ZM79 59H78V62L76 61V63H77V66L79 65ZM133 59H134V57H133ZM132 59V60H133ZM144 59V58H143ZM148 59V58H147ZM160 59V58H159ZM159 59L157 60V59H154V61L156 60V64H157V62H159ZM169 59V58H168ZM173 59V58H172ZM213 59V58H212ZM211 59V60H212ZM68 60V61H67ZM71 60H73V58L71 59ZM81 60V59H80ZM87 60V59H86ZM96 60V61H95ZM101 60V59H100ZM112 60V61H111ZM128 60V59H127ZM136 60V59H135ZM149 60H151V59H149ZM166 60H167V58H166ZM169 60H171V59H169ZM174 60H176V59H174ZM185 60V59H184ZM183 59H182V61H184ZM215 60V59H214ZM84 62H85V60H83ZM88 61H90V59L88 60ZM91 61H90V63H91ZM120 61V62H119ZM122 61H124V59L122 60ZM138 61V60H137ZM136 61V62H137ZM151 61H153V60H151ZM154 61L153 62H151L152 63V65H153V63H154ZM162 62L161 63H164V61L163 60H161ZM177 62L176 63H178L179 64V61L178 60H176ZM188 61H187V63H188ZM200 63H199V62ZM226 63L224 64L223 62H219L218 60H217V63L215 62V67H216V69H217V67H218V65L220 66L219 68H222V69H224L225 70V68L226 67H229V66H231L232 64L233 65H235V63H236V59H234L233 57H231V55L228 53V55H227V57H226V59L224 60ZM72 61H70V63H71ZM119 62V63H118ZM141 63H142V61H140ZM146 62H147V64L149 63L147 60H146ZM145 62V63H146ZM166 62V61H165ZM167 62H168V60H167ZM166 62V63H167ZM74 61H73V64L75 65L76 64ZM125 63H127V61L126 62H124V63H122L123 65L125 64ZM165 63V64H166ZM171 63H173V64H176L175 63V61L173 62L172 60L170 61V64ZM212 62H210L209 64H211ZM22 64V63H21ZM20 64V65H21ZM66 66H65V65ZM81 64H82V62H81ZM86 64H87V62H86ZM85 64V65H86ZM95 64V63H94ZM93 64V65H94ZM97 64H95V66H97ZM116 64V65H115ZM133 64V63H132ZM134 64H135V62H134ZM164 64V65H165ZM167 64H169V63H167ZM167 64H166V67H167ZM169 64V66H171ZM189 64V63H188ZM187 64V65H188ZM19 65V66H20ZM63 66L64 68L62 69V70H59V67L60 66ZM70 65H72V64H70ZM70 65H69V63H68V67H70ZM121 65V64H120ZM141 65V64H140ZM151 65V66H152ZM159 65H161V64H158V65H155V66H157V67H155L156 68V70H158L157 68H158V66ZM182 65V64H181ZM79 66H81V65H79ZM82 66H83V64H82ZM82 66L81 67H79L80 68V70L78 69L77 71H81V68H82ZM132 66V65H131ZM162 66H163V64H162ZM180 65H178V67H177V69H178V72H181V70L182 69H185L186 70V68L188 67V66H186V68H185V66L183 65V67L181 68V67H179ZM202 66V67H201ZM40 67V69H42ZM54 67V68H53ZM72 68H74L73 66H71ZM70 67V68H71ZM76 67V66H75ZM88 67V66H87ZM91 67V66H90ZM124 67V69L123 70H125L126 68H125V66H123ZM136 67V66H135ZM134 67V68H135ZM138 67H139V65H138ZM146 67V66H145ZM150 67V66H149ZM161 67V66H160ZM19 68V67H18ZM56 68V69H55ZM61 68V67H60ZM94 68V67H93ZM92 68V69H93ZM95 68H97V67H95ZM118 68V67H117ZM120 68V67H119ZM133 68V69H134ZM137 68V67H136ZM169 68V67H168ZM173 68H174V66H173ZM179 68H181V69H179ZM189 68H190V66H189ZM214 67L212 66L211 67V69H213ZM88 70H89V68H87ZM91 69V68H90ZM92 69H91V71H92ZM98 70H100L99 68H97ZM96 69V70H97ZM132 69V68H131ZM152 69V68H151ZM161 69V68H160ZM164 69H165V66H164ZM170 69V68H169ZM168 69V70H169ZM176 68H174L173 70L172 69H170V70H172V72L171 73H174L176 70H175ZM194 69H193V71L192 72H194ZM36 70V71H35ZM68 71H71L72 70V72H73V69H67ZM76 70V69H75ZM102 70V69H101ZM101 70H100V72H101ZM126 70H128V69H126ZM166 70V69H165ZM165 70H162L161 69V71H163V73L165 72L166 73V75L168 76V74L170 75V73H168L169 71H165ZM180 70V71H179ZM184 70V71H185ZM189 70V69H188ZM191 70V69H190ZM200 70H197V72L196 73H198V71L199 72H201ZM214 71H215V69H213ZM21 71V70H20ZM48 71V72H47ZM93 71H95V69H93ZM105 71L103 72V73H105ZM129 71V70H128ZM150 71V70H149ZM183 71V70H182ZM217 71L218 70H216V73H214V72H212V73H214L215 75H217L218 77H217V79H215V83H210V84H203V86L206 88V87H208L209 89H210V87L209 86H211V88L214 90V89H218V87L217 86H220L219 84H221V80H222V84H223V87L224 86H226L225 88H226V90L229 92H232V94L234 95V91H235V89H233V87L231 88V86H234L237 90H243V86H241V84H239L238 82H237V80L235 79V78H231V77H222V79H221V76H219V74H217ZM220 71V70H219ZM218 71V72H219ZM57 72H55V74H57L58 75V73ZM62 72H61V74H62ZM64 72H63V76H66L67 77V75H64ZM75 72V71H74ZM99 72V71H98ZM138 72H140V71H138ZM138 72H136V73H138ZM142 72V71H141ZM153 72V71H152ZM157 72V71H156ZM178 72L176 73H174V74H178ZM209 72L211 73V71L209 70ZM22 73V72H21ZM44 73H45V71H44ZM70 73V75L72 76V74H71V72H69ZM86 73H88V72H86ZM93 73V72H92ZM92 73H90V74H92ZM106 73H108L107 71H106ZM143 73V72H142ZM159 73L160 74H162V72H160V70H159ZM158 72H157V75L159 74ZM168 73V74H167ZM182 73H184V72H182ZM187 73V72H186ZM189 73V72H188ZM190 73H191V71H190ZM189 73V74H190ZM204 73V72H203ZM211 73V74H212ZM23 74V73H22ZM66 74H68V73H66ZM96 74H97V72H96ZM109 74V73H108ZM112 74H113V72H112ZM111 74V75H112ZM140 74V73H139ZM159 74V75H160ZM194 75H192V73H191V76H192V79H190L191 78V76L190 75H186L187 76V79H190L189 80V82L188 83H190L191 84V82H195V80L197 79H195V80H193L194 78H193V76H196L197 74H195V73H193ZM198 74H200V73H198ZM222 75H223V73H221ZM225 74V73H224ZM47 75V76H46ZM59 75H60V73H59ZM101 75V74H100ZM137 75V74H136ZM166 75H160V76H162V77H160V76H158V77H156V79L158 78V80H159V78H160V80L159 81H155V82H157V85L156 86H158V84H160L161 85V83H162V86H161V89H164V86H163V83L164 84H166V83H168L169 82V80H171L169 83L170 84H172V89L174 88V89H176L178 86H177V84H176V88H175V81L178 79H175V81H173L172 79H169L168 77L167 78H165L164 79V77L166 76ZM179 75V74H178ZM183 76H185L184 74H182ZM181 75V73H180V77L182 76ZM208 75V74H207ZM5 76V75H4ZM32 76L34 77V78H36V75H33L32 74ZM31 76V77H32ZM61 76V75H60ZM69 76V75H68ZM74 76V75H73ZM77 76V75H76ZM76 76H74V77H76ZM89 76V75H88ZM94 76V75H93ZM102 76V75H101ZM106 76V75H105ZM108 76V75H107ZM109 76H110V74H109ZM132 76V75H131ZM131 76H130V78H131ZM145 76V75H144ZM147 76V75H146ZM170 76H174V75H170ZM177 76V75H176ZM182 76V77H183ZM185 76V77H186ZM188 76H190V78L188 77ZM199 76H203V74H201V75H197V77H199ZM56 79H55V78ZM65 77V78H66ZM74 77H72V78H74ZM94 77H96V76H94ZM116 77V80L117 79H120L119 77L117 78V75L115 76ZM114 77V78H115ZM128 77V76H127ZM137 77H139V76H137ZM136 77V78H137ZM152 77V76H151ZM205 77V79H207V77H209V76H207L206 77V75L204 76ZM204 77H203V79H201L202 77H200V79L202 80V81H204L205 82V79H204ZM45 78V79H44ZM60 78V77H59ZM61 78H64V77H61ZM60 78V80H62ZM97 78H98V76H97ZM109 78V77H108ZM135 78V77H134ZM30 79V78H29ZM67 79H70L69 77H67ZM103 79V78H102ZM112 79V78H111ZM138 79V78H137ZM164 81H163V80ZM167 79H169V80H167ZM187 79H185V78H183V79H181V80H185V82L184 81H181V82H179V83H181V84H183V82L186 84L187 82H186V80ZM200 79L198 80V81H200ZM209 79V78H208ZM213 79V78H212ZM36 80H37V78H36ZM63 80H66V79H63ZM72 80V82H71V84H73L74 83V79H70V81ZM88 80V79H87ZM92 80V79H91ZM94 80V79H93ZM105 80V79H104ZM110 80V79H109ZM109 80H107V81H109ZM115 80V79H114ZM116 80L114 81V84H112V85H109L106 89H108V92L106 93V91L101 87V91H105L104 93H106V99H105V103H107L109 106H107V104H105L103 101H102V99H100L102 102H103V104H105V105H103V106H100L101 108L102 107H104L105 109H107V110H104L103 108V110L102 109H99V111L100 112H102L101 113V115L103 116V114H109V115H107L108 117L110 116V114H112V116H113V114L114 113H119V111L117 110V109H121V106L120 107H118L117 108V105H114V104H116V102L117 103H119V102H121L122 101V99L124 98V96L125 95H129L128 93H126L127 91H125V90H127V89H123V91L125 92H121L122 91V89H121V84L123 85V83H125L126 81L124 80H119V81H117V83H116ZM133 80V79H132ZM139 80V79H138ZM168 82H167V81ZM193 80V81H192ZM210 80H211V77H210V79H209V82H210ZM42 81V82H43ZM47 81H51V79H48V80H46V83H45V81H44V83H45V85H51V84H47L48 82ZM68 81V80H67ZM98 81V80H97ZM136 80H134V82H135ZM166 81V82H165ZM173 81V82H172ZM197 81V80H196ZM202 81H200L201 83H203ZM55 82V81H54ZM58 82L56 83L57 84V86H60V84H61V86L63 85V82L61 83V81H60V84L58 85ZM66 82V81H65ZM96 82V81H95ZM121 82H123V83H121ZM148 82V81H147ZM159 82H161V83H159ZM209 82H207V83H209ZM213 82V81H212ZM50 83V82H49ZM68 82H66V84H67ZM110 83V82H109ZM121 83V84H120ZM127 83H129L128 81H127ZM150 83V82H149ZM176 83H178V82H176ZM197 83H199V82H197ZM206 83V82H205ZM52 84H53V82H52ZM56 84L54 83L53 84V87L54 88H56ZM70 84V85H71ZM103 84V83H102ZM135 84V83H134ZM141 84V83H140ZM139 84V85H140ZM154 84V83H153ZM183 84V86L181 85V88L183 87V90L180 88H177L181 93H177V94H179V96L180 95H183L184 94V89H185V93H187V89L186 88H188L189 87V85L188 84ZM247 84H249V85H254L255 83H253L251 80H249V82H247ZM93 85V84H92ZM108 85V84H107ZM127 85V84H126ZM132 85V84H131ZM144 85V84H143ZM159 85V86H160ZM167 85H169V84H167ZM167 85H165V86H167ZM188 85V86H187ZM196 86L198 85V84H195ZM94 86H95V88L93 87V86H89L90 88L89 89H91V88H93V90H95V89H97L96 88V84H94ZM99 86V85H98ZM102 86V85H101ZM104 86H106V85H104ZM103 86V87H104ZM128 86H129V84H128ZM174 86V87H173ZM193 86H194V84H193ZM203 86H201L202 88H204ZM222 86V85H221ZM52 87V86H51ZM64 87V89H65V86H63ZM67 87H69V85L67 86ZM66 87V88H67ZM75 87V86H74ZM73 87V88H74ZM81 87V86H80ZM79 86L77 87V89H81V88H83V90H86L84 87H81L80 88ZM123 87V86H122ZM130 87V86H129ZM132 87V86H131ZM133 87H134V85H133ZM141 87V86H140ZM140 87H136V88H140ZM163 87V88H162ZM168 87V90H170V86H167ZM180 87V86H179ZM192 87V86H191ZM191 87H190V89H191ZM198 87V86H197ZM199 87H200V85H199ZM200 87V89H202ZM11 88V87H10ZM16 88V87H15ZM59 88V87H58ZM58 88H57V90H58ZM70 89H71V87H69ZM87 88V87H86ZM135 88V89H136ZM159 88V87H158ZM208 88H206V89H208ZM63 89V90H64ZM70 89H68L69 91H70ZM75 89V88H74ZM72 90V91H74V92H72V93H74L73 95H72V93H71V95L72 96H74L78 91H80V90H78V91H75V90H77V89H75V90ZM89 89H88V92H89ZM100 88H98L97 90H99ZM134 89V88H133ZM144 89H146L145 87H144ZM171 89V90H172ZM192 89L194 90V89H197V88H195V87H192ZM191 89V90H192ZM208 89V90H209ZM222 89V88H221ZM231 89V90H230ZM56 90V89H55ZM62 90V89H61ZM92 90V91H93ZM129 90L130 89H128V92H129ZM139 90H141L142 91V87H141V89H139ZM149 90V89H148ZM167 90V89H166ZM170 90V91H171ZM187 90V91H186ZM203 90V89H202ZM239 90V91H240ZM58 91H60V90H58ZM57 91V92H58ZM65 91H67L66 89L64 90V92ZM87 91V90H86ZM131 91V90H130ZM158 91V90H157ZM165 91V90H164ZM196 91H198V90H196ZM200 91V90H199ZM206 91V90H205ZM203 92V94H205V96L204 97H208V98H210L211 99V97L209 96V94L211 93H213V92H210V93H208L209 91H207V93L206 92ZM211 91V90H210ZM221 92L223 95H225L224 97H222V98H219L216 102H218L219 101V103H216V104H213V105H209V106H214V105H217V107L215 106V109L217 108L218 109V113H220L221 115L219 116L220 117V120H218V119H213V120H210L213 116H211L210 114H207L206 115V113L208 112H206L204 115H203V117L205 118V119H203L202 118V120L200 119V120H197L198 122L197 123H199V121L200 122H202L203 120L205 121L206 120V122H204L205 124H208V123H211V122H209V121H212V123H211V125L212 126H210V124L209 125H206V126H209L208 127V129H212V127H215L217 124V126H219V128H217L218 129V132H219V135H217V133L218 132H214L215 130H217L216 128L215 129H213L212 131L213 132H211L212 134L213 133H216L215 135H216V137H213V135L210 137V139H209V137H206V138H208L209 140H212V141H209L208 139H207V141H209V142H213V141H215L216 140V142L215 143H218L217 141H219L220 142V144L218 143L217 145H215V143L213 142V144L212 143H210V146H208L207 148H209V147H211V150H213V152L214 151H218V152H220V154H218V157L216 158V159H219V157H220V159H221V157H222V162L219 164V167H220V170H222V173H223V175H224V177H221L222 175H220V174H222V173H218V175L216 174L215 176H218V177H221V179H223V178H225V179H223V180H225V185L227 186V188H232L233 187V189H234V193H235V195H236V198H237V205H239V208H237V211H236V214H237V216H234V218L235 217H237L235 220H236V222H237V225L239 226V229H240V231H239V233L242 235H240L241 236V238L242 239H244L245 241H247L248 243H252V245H253V247H258V248H260L259 249V254L263 257V259H264V210H261V211H257V209L255 208V201L257 200V199H259V198H264V155L262 154V152L263 151H260V152H257L256 150H257V147H258V143L259 142H255V140L256 141H258L257 140V135L252 131V132H250L249 131V134H248V131L246 130V126H245V122L244 123H241V122H239L240 120H238L237 119V115L240 117V115H246L247 116V121H248V123H249V119H250V117H248L249 116V112L245 109V111L244 112H240V111H237V108H236V105H235V99L234 98H232V97H235V96H232L231 95V93H229L228 94V92L227 91H225V94L223 93L224 91L222 90H217V92H215V95L216 94H218V92ZM258 91H261V92H264V87H262L260 90H258ZM257 91V92H258ZM68 92V91H67ZM67 92H65V93H67ZM76 92V93H75ZM81 92V91H80ZM78 93L77 95H82L81 93ZM133 92H134V90H133ZM133 92H131V93H133ZM135 92H136V94H137V91L135 90ZM151 92V91H150ZM154 92V91H153ZM152 92V93H153ZM166 92V94H168L169 93V91H168V93H167V91H165ZM176 92H178V91H176ZM194 92H195V90H194ZM201 92V91H200ZM202 92L201 93H199V94H197V95H199V96H201V95H203L202 94ZM227 92V93H226ZM256 92V91H255ZM256 92V93H257ZM36 93V92H35ZM69 93V94H70ZM82 93H84V95L85 96H81V97H86L87 95L85 94V91L84 92H82ZM87 93V92H86ZM90 93V92H89ZM146 93V92H145ZM144 92H142V94L144 95L145 94ZM149 93V92H148ZM193 93V92H192ZM191 93V94H192ZM88 94V93H87ZM91 94V93H90ZM96 95H98V93H95ZM134 94V93H133ZM132 94V96H130L131 98H133V99H131L132 101L134 100V98L135 97H133L134 95ZM135 94V95H136ZM140 94H141V92H140ZM142 94H141V96H142ZM163 94V93H162ZM165 93H164V95H166ZM171 93H169V95L168 96H166V98H169V96H170V98H172V96H173V98H177L178 99V97H174L175 96V94L174 93H172L171 95H170ZM188 94H190V93H188ZM208 94V95H207ZM210 94V95H211ZM214 94V93H213ZM221 94V95H222ZM123 95V96H122ZM131 95V94H130ZM150 95V94H149ZM197 95H195L194 94V96L193 97H195V96H197ZM207 95V96H206ZM215 95H213V97L215 98L216 96ZM228 95V96H227ZM257 95H259V92L257 93ZM63 96V95H62ZM65 96H67V94L65 95ZM70 96V95H69ZM103 96H104V94H103ZM137 96V95H136ZM151 96V95H150ZM149 96V97H150ZM161 96V95H160ZM159 96V97H160ZM163 96V95H162ZM161 96V97H162ZM185 96L187 97V94H185ZM183 97L182 96V99L183 98H186V97ZM189 96V95H188ZM198 96V97H199ZM232 96V97H231ZM75 97H76V95H75ZM89 97H91V96H89ZM101 97H102V95H101ZM101 97H99V98H101ZM145 97V96H144ZM154 97V96H153ZM152 97V98H153ZM156 97V96H155ZM158 97V96H157ZM158 97V98H159ZM191 98H192V96H190ZM190 97H187V99H190ZM197 97V98H198ZM202 97V96H201ZM200 97V98H201ZM59 98V97H58ZM60 98H61V95H60ZM63 98V97H62ZM67 98H68V96H67ZM70 98V97H69ZM103 98V97H102ZM126 98V100H128L127 99V97H125ZM128 98H129V96H128ZM139 98V99H138ZM143 98V97H142ZM142 98L140 99V96H137V99H138V101L140 102V100H142ZM169 98V99H170ZM173 98L172 99H170V100H173ZM197 98H195L196 100H197ZM199 98V99H200ZM214 98H212L211 99V102L213 103V101H215V100H213ZM33 99H35V98H33ZM37 99V98H36ZM38 99H40L39 97H38ZM76 99H79V98H76ZM86 99V98H85ZM136 99V98H135ZM137 99L136 100H134L133 101V103L135 102V101H137ZM144 99V98H143ZM148 99V98H147ZM157 99V98H156ZM175 99H174V101H171V103L169 102V105L170 106H174V108H175V110H176V108H177V110H178V108H179V104L175 107V105L174 104H172L173 102H175ZM187 99H183V100H185L186 102H187ZM198 99V100H199ZM207 99V98H206ZM220 99H222L221 100V102H220ZM231 99V100H230ZM68 100V99H67ZM71 100H72V98H71ZM87 100V99H86ZM92 100V99H91ZM99 100V101H100ZM130 100V101H131ZM145 100H146V98H145ZM144 100V101H145ZM160 100V99H159ZM169 100V101H170ZM178 100H180V98L178 99ZM192 100H193V98H192ZM201 100H202V98H201ZM200 100V101H201ZM205 100V99H204ZM203 100V101H204ZM213 100V101H212ZM35 101V100H34ZM42 101V100H41ZM90 101V100H89ZM88 101V102H89ZM144 101H141V102H143L144 103ZM152 101H154V100H152ZM161 101H162V99H161ZM205 101H209L208 99L207 100H205ZM37 102V101H36ZM55 102V101H54ZM92 102V101H91ZM102 102H100L101 104H102ZM123 102L125 103V101H124V99H123ZM138 102V103H139ZM150 102H151V97H150ZM157 101H155V103H156ZM179 102H181V100L180 101H178V103ZM190 102H191V99H190ZM193 103H196L195 101H192ZM191 102V103H192ZM38 103H39V101H38ZM85 103H86V101H85ZM128 103H129V101H128ZM132 102H131V104L130 105H132L133 104ZM163 103V102H162ZM176 103V102H175ZM201 103V102H200ZM200 103H197V104H195V105H191V109H189V111L190 110H193V108L192 107H196L197 108V105L199 106V104ZM45 104V103H44ZM43 104V105H44ZM50 104V103H49ZM48 104V105H49ZM52 104H54V103H52ZM95 104V103H94ZM145 104V103H144ZM150 104V103H149ZM158 104H159V102H158ZM180 104H182V103H180ZM219 104V105H218ZM228 104L231 106V104L233 105V107H235V108H232V107H230V106H228ZM47 105V104H46ZM77 105V104H76ZM79 105H82V104H79ZM88 105H89V103H88ZM97 105V104H96ZM119 105H120V103H119ZM118 105V106H119ZM125 105H126V103H125ZM124 105V106H125ZM134 105H137V103L136 104H133L132 105V107L134 108ZM139 106H141L140 104H138ZM160 105V104H159ZM166 105V104H165ZM168 105V104H167ZM186 105H189V104H185V106ZM202 105V104H201ZM208 105L207 106H205V105H203L204 107H205V110H206V107L208 108ZM52 106V105H51ZM55 106H58V105H55ZM54 106V107H55ZM75 106V105H74ZM90 106V105H89ZM110 108V106H113V109H111L112 110V112L113 111H115V112H111V110L109 109L108 110V108ZM114 106H115V108H114ZM122 106H123V104H122ZM151 106V105H150ZM173 106L172 107H170V108H173ZM182 106V105H181ZM180 106V107H181ZM190 106V105H189ZM250 106V105H249ZM61 107V106H60ZM85 107H87V104H86V106H85V104H84V107H82L83 109L85 108ZM97 107V106H96ZM99 107V108H100ZM137 107V109H139V107L138 106H136ZM142 107V106H141ZM149 107V106H148ZM228 107H230V108H232L231 109V111H229L228 110ZM123 108V107H122ZM128 108V107H127ZM126 108V109H127ZM146 108V107H145ZM152 108V107H151ZM151 108H150V111H151ZM154 108V107H153ZM156 108V107H155ZM173 108V109H174ZM182 108H183V110H184V107L182 106L181 108H179L180 109V111H182ZM188 108V107H187ZM187 108H185V109H187ZM212 108V110H215V109H213V107H211ZM250 108H252L251 106H250ZM44 108H42V110H43ZM46 109V108H45ZM48 109V108H47ZM52 109V108H51ZM56 109V108H55ZM85 109H87V108H85ZM90 109H91V107H90ZM114 109H116V110H114ZM124 109V108H123ZM122 109V110H123ZM141 109V108H140ZM139 109V110H140ZM162 109H164L163 107H162ZM203 109L204 108H202L201 110L203 111ZM225 109H227V110H225ZM59 110V109H58ZM63 111H64V114H66V112L68 113V111H67V109H62ZM94 111V109H91V111ZM102 110V111H101ZM125 110V109H124ZM130 109H128V111H129ZM134 110V109H133ZM138 110V111H139ZM146 110V109H145ZM157 110V109H156ZM158 110H160L161 112H162V110H161V108L160 109H158ZM177 110H176V112H177ZM196 110V109H195ZM210 110L211 109H209V112H210ZM220 110V111H219ZM250 110H252V109H250ZM39 111L40 112H42L41 111V108L39 109ZM43 111H45V110H43ZM51 111V110H50ZM53 111V110H52ZM63 111H61V112H63ZM79 111V110H78ZM87 111V110H86ZM93 111L92 112H89V113H92L93 114V116H95L96 115V112H99V111H97V110H95L94 112L95 113H93ZM103 111H105L104 113H103ZM141 111H142V109H141ZM144 111V110H143ZM147 111V110H146ZM149 111V110H148ZM152 111H153V109H152ZM154 111H155V109H154ZM185 111V110H184ZM187 111H188V109H187ZM188 111V112H189ZM217 111V110H216ZM235 111H237V112H239L238 114H235L236 112ZM54 112V111H53ZM53 112H52V116H53ZM110 112V113H109ZM132 112H135V111H131V113ZM164 112V111H163ZM205 112V111H204ZM215 114L217 113V112H215V111H213ZM228 112V113H227ZM43 113V112H42ZM46 113V112H45ZM57 113H58V111H57ZM56 113V114H57ZM81 113V112H80ZM89 113L87 112V114H88V116H89ZM127 113V112H126ZM139 113V112H138ZM154 113H156V112H154ZM153 113V114H154ZM160 113V112H159ZM178 113V112H177ZM187 113V112H186ZM199 113V112H198ZM212 115H214V118H215V116L217 115H219V114H213L212 112H210ZM255 113V112H254ZM91 114V115H92ZM105 114V115H106ZM147 114V113H146ZM174 114H176V113H174ZM181 114H182V112H181ZM40 115H41V113H40ZM49 115H51V113L49 114ZM48 115V117H50ZM67 115V114H66ZM98 115V114H97ZM100 115V116H101ZM129 115V114H128ZM131 115V114H130ZM156 116H157V119H159L160 118V116H159V118H158V115H160V114H155ZM164 115V114H163ZM179 115V114H178ZM183 115V114H182ZM184 115H186V114H184ZM43 116H45V114L43 115ZM63 116V115H62ZM114 116H116V115H114ZM120 116V115H119ZM168 116V115H167ZM189 116V120H190V117H192V116H190V115H188ZM188 116H186V117H188ZM207 117V119H208V121H207V119H206V117ZM209 116H211V117H209ZM54 117V116H53ZM67 117V116H66ZM71 117V116H70ZM69 116H68V118H66L65 119V117H64V119H63V121L65 120V127H66V129L67 128H69V129H76L75 128V122L76 121H74L73 119H76L75 117L74 118H70ZM122 117H124V116H122ZM139 117V116H138ZM161 117H163V116H161ZM194 117H195V115H194ZM198 117V116H197ZM196 117V119H198V118H201L202 117V115H201V113H200V116L197 118ZM223 117V118H222ZM43 118V117H42ZM41 118V119H42ZM105 118V117H104ZM168 118V117H167ZM222 118V119H221ZM233 120H232V119ZM40 119V120H41ZM56 119V118H55ZM61 119V118H60ZM84 119H85V117H84ZM83 119V120H84ZM109 119V118H108ZM121 119V118H120ZM150 119V118H149ZM152 119V118H151ZM182 119H183V117H182ZM187 119V118H186ZM186 119H184V121L186 120ZM193 119V118H192ZM191 119V121H193ZM195 119V120H196ZM46 120V119H45ZM86 120V119H85ZM136 120V119H135ZM162 120H164V119H162ZM169 120V119H168ZM170 120H174V118H172L171 119V117H170ZM44 121V120H43ZM47 121V120H46ZM60 121V120H59ZM79 121V120H78ZM92 122H94L93 121V119L91 120ZM96 121V120H95ZM106 121V120H105ZM151 121H153V120H151ZM164 121H166V120H164ZM175 121V120H174ZM176 121H178L177 119H176ZM182 121V120H181ZM181 121H179V123L181 122ZM184 121H182L183 123H186V122H184ZM214 121L216 122H218L217 124L216 123H214ZM84 122V121H83ZM118 122V121H117ZM121 122V121H120ZM138 122V121H137ZM173 121H171V123H172ZM181 122V123H182ZM188 122V121H187ZM190 122V121H189ZM208 122V123H207ZM260 122H262L263 124H264V122L263 121H260ZM63 123V122H62ZM62 123H60L59 122V124H61V125H63ZM80 123V122H79ZM106 123V122H105ZM116 123V122H115ZM115 123H114V125H115ZM130 123V122H129ZM132 123V122H131ZM171 123H170V125H171ZM182 123V124H183ZM191 123V122H190ZM194 123H195V121H194ZM197 123H195V124H193V122H192V124L194 125V127H192L193 128V130H196L195 128H198V125L199 124H197ZM203 123V122H202ZM201 123V125L200 126H202L203 128H201L200 126V130H199V128L197 129V134H195L194 132H196V131H192V129L191 130H189L190 131V133L189 134H193L194 135V137L196 136V135H198V134H202L203 133V131H201V129L202 130H204L205 128V124L203 125ZM215 124V126H213L214 124ZM240 123V124H239ZM56 124V123H55ZM84 124H85V122H84ZM88 124V123H87ZM96 124H98V123H96ZM95 124V125H96ZM166 124V123H165ZM164 124V125H165ZM60 125V126H61ZM94 125V126H95ZM124 125V124H123ZM158 125V124H157ZM186 125V124H185ZM234 125V126H233ZM250 125H252V123L250 124ZM78 126H80L81 127V125H78ZM77 126V127H78ZM93 126V125H92ZM109 126V125H108ZM107 126V127H108ZM121 126V125H120ZM134 126V125H133ZM173 126V125H172ZM187 126H189V125H187ZM195 126H197V127H195ZM236 126V127H235ZM46 127V126H45ZM50 127V126H49ZM58 127V126H57ZM89 127V126H88ZM95 127H99V126H95ZM110 127V126H109ZM125 127V126H124ZM168 127V126H167ZM185 126H183V128H184ZM190 128H191V125L189 126ZM235 127V128H234ZM59 128V127H58ZM61 128H62V126H61ZM85 128V126H83V129ZM111 128V127H110ZM109 128V129H110ZM114 128V127H113ZM118 128H120V127H118ZM170 128H171V126H170ZM188 127H186L185 128V130L187 129ZM237 128V129H236ZM238 128H239V130H238ZM63 129V128H62ZM65 129V128H64ZM65 129V130H66ZM78 129V128H77ZM96 129V128H95ZM106 129V128H105ZM179 129V128H178ZM189 129V128H188ZM206 129H207V127H206ZM237 131V133H235L234 131L235 130ZM260 129H262V128H260ZM3 130V129H2ZM51 130V129H50ZM65 130H61V131H65ZM99 130V129H98ZM116 130H117V132H118V130L119 129H117L116 128ZM163 130V129H162ZM176 130H177V128H176ZM182 130V129H181ZM234 130V131H233ZM91 131V130H90ZM92 131H94V130H92ZM134 131V130H133ZM137 131V130H136ZM179 131V130H178ZM183 131H184V129H183ZM187 131V130H186ZM191 131H192V133H191ZM198 131H200V132H202V133H199ZM232 131H233V133L234 134H241V135H239L238 137H235V135H233V136H231L232 135ZM73 132V131H72ZM116 132V131H115ZM116 132V133H117ZM173 132H174V130H173ZM173 132H172V135H173ZM182 132V131H181ZM208 132H209V130H208ZM225 132V133H224ZM126 133V132H125ZM207 135L209 134V133H207V132H205ZM202 134V135H204V137L206 136V134ZM260 133H262V132H260ZM3 134H5L4 133V131H3ZM93 134H95V133H93ZM114 134V133H113ZM137 134V133H136ZM161 134V133H160ZM179 134V133H178ZM182 134V133H181ZM180 134V135H181ZM223 134V135H222ZM59 135H61V134H59ZM143 135V134H142ZM172 135H170V136H172ZM177 135V134H176ZM186 135H187V132H186ZM199 135V136H200ZM210 135V134H209ZM214 135V136H215ZM248 135L251 137V139H249V137H248ZM98 136V135H97ZM179 136V135H178ZM198 136V137H199ZM219 136V140H217L218 137ZM46 137V136H45ZM53 138L54 137H56L57 138V136H52ZM52 137H51V139H52ZM105 137V136H104ZM191 137H192V135H191ZM190 137V139H192V138H194V137H192L191 138ZM0 138H1V135H0ZM62 138V137H61ZM95 138V137H94ZM202 138V137H201ZM213 138H215L214 140H213ZM217 138V139H216ZM259 138V137H258ZM262 138L264 139V136H263V134H262ZM55 139V138H54ZM60 139V138H59ZM104 139V138H103ZM120 139V138H119ZM183 139H185V138H183ZM187 139V138H186ZM185 139V140H186ZM189 139V138H188ZM187 139V140H188ZM196 138H194V139H192V141H194ZM220 139H221V141H220ZM244 139V140H243ZM260 139V138H259ZM58 140V139H57ZM125 140V139H124ZM177 140H178V138H177ZM185 140H184V142L183 143H185ZM186 140V143L188 142ZM198 140H200V142L202 141V142H204V138H203V140H201V139H198ZM196 141V140H195ZM261 141H263V140H261ZM260 141V143H262ZM58 142V141H57ZM173 142V141H172ZM171 142V143H172ZM180 142H182V141H180ZM209 142L208 143H206V139H205V145H203V143L201 144V143H199L200 145H196V146H198V148H200L201 149V147H202V150H204L203 149V147H205L206 145H209ZM264 142V141H263ZM92 143V142H91ZM186 143H185V145H186ZM58 144V143H57ZM188 144H190V142L188 143ZM192 144V143H191ZM212 144V145H211ZM235 144V145H234ZM96 145V144H95ZM183 145V144H182ZM221 145H222V147H221ZM132 146V145H131ZM188 146V145H187ZM236 146V147H235ZM255 147V148H254ZM182 148V147H181ZM183 148H185V147H183ZM182 148V149H183ZM189 148H190V146H189ZM188 148V149H189ZM195 148V147H194ZM206 148V147H205ZM249 149H251L250 151H249ZM193 151V150H192ZM208 151V150H207ZM53 152H55V151H53ZM213 152H211V153H213ZM181 153V152H180ZM202 153V152H201ZM200 153V154H201ZM205 153H210V151L209 152H206V150H205ZM264 153V152H263ZM213 154H215V153H213ZM54 155V154H53ZM79 155V154H78ZM77 155V156H78ZM202 155V154H201ZM46 156V155H45ZM76 156V155H75ZM188 156V155H187ZM216 156H217V153H216ZM139 157V156H138ZM190 157H192V156H190ZM202 157V156H201ZM200 157V158H201ZM205 157V156H204ZM215 156H213L212 158H214ZM50 158V157H49ZM81 158H82V156H81ZM188 158V157H187ZM195 158V157H194ZM189 159V158H188ZM193 159V158H192ZM209 159H210V156H209ZM220 159H219V161L216 163V161H214L217 165H218V163L220 162ZM43 160V159H42ZM47 160V159H46ZM49 160V159H48ZM185 160V159H184ZM190 160V159H189ZM206 160V159H205ZM204 160V161H205ZM213 160V159H212ZM211 160V161H212ZM50 161V160H49ZM146 161V160H145ZM199 161V160H198ZM207 161V160H206ZM205 161V162H206ZM25 162V161H24ZM148 162V161H147ZM193 162H195V161H193ZM204 162V163H205ZM210 162V161H209ZM213 162V163H214ZM1 163V162H0ZM76 163V162H75ZM79 163V162H78ZM125 163V162H124ZM141 163V162H140ZM151 162H149V164H150ZM186 163V162H185ZM184 163V164H185ZM212 163V164H213ZM213 164L212 166H215L216 164ZM52 164V163H51ZM120 164V163H119ZM122 164V163H121ZM146 164V163H145ZM191 164V163H190ZM189 164V165H190ZM147 165V164H146ZM193 165V164H192ZM202 165H204V164H202ZM208 165V164H207ZM216 165V166H217ZM78 167H79V165H77ZM141 166H142V164H141ZM186 166V165H185ZM205 166V165H204ZM203 166V167H204ZM212 166H210V168L212 169ZM6 167V166H5ZM4 167V168H5ZM67 167H69V166H67ZM127 167V166H126ZM192 167V166H191ZM3 168V169H4ZM50 168V167H49ZM52 168H53V165H52ZM55 168V167H54ZM122 168H124V167H122ZM128 168H130V166H128ZM153 168V167H152ZM205 168V167H204ZM217 168V170H218V167H216ZM57 169V168H56ZM71 169V168H70ZM79 169V168H78ZM214 169V168H213ZM212 169V171H214ZM5 170V169H4ZM48 170H50V169H48ZM57 170H59V169H57ZM83 170V169H82ZM144 170V169H143ZM153 170V169H152ZM210 170V169H209ZM208 170V171H209ZM70 171V170H69ZM133 171V170H132ZM150 171V170H149ZM124 172H126V171H124ZM144 172V171H143ZM154 172H156L155 170H154ZM205 172V171H204ZM56 173V172H55ZM76 173V172H75ZM122 173V172H121ZM151 173H152V171H151ZM212 174H213V172H211ZM125 174V173H124ZM133 174H134V172H133ZM144 174V173H143ZM154 174V173H153ZM211 174V175H212ZM84 175V174H83ZM147 175V174H146ZM157 175V174H156ZM55 176V175H54ZM57 176V175H56ZM120 176H121V174H120ZM129 176H131V175H129ZM18 178H19V176H17ZM17 177H14V178H17ZM46 177V176H45ZM49 177V176H48ZM156 177V176H155ZM13 178V179H14ZM22 178V177H21ZM135 178V177H134ZM210 178V177H209ZM50 179V178H49ZM88 179V178H87ZM117 179V178H116ZM141 179H143V178H141ZM147 179H148V177H147ZM212 179H214V178H212ZM217 179L218 178H216V181H217ZM220 179V178H219ZM2 180V179H1ZM16 180H19V179H16ZM24 180V179H23ZM124 180V179H123ZM122 180V181H123ZM149 180V179H148ZM156 180V179H155ZM128 181V180H127ZM189 181V180H188ZM192 181H194V180H192ZM209 181H210V179H209ZM15 182H17V181H15ZM14 181H13V183H15ZM22 182H24V181H22ZM46 182V181H45ZM150 182V181H149ZM148 182V183H149ZM11 183H12V181H11ZM20 183V182H19ZM18 183V184H19ZM147 183V182H146ZM158 183V182H157ZM189 183V182H188ZM15 184H17V183H15ZM129 184H130V182H129ZM128 184V185H129ZM150 184V183H149ZM213 184V183H212ZM215 184V183H214ZM221 184H223V183H221ZM13 185V184H12ZM11 185V186H12ZM19 185H22V184H19ZM19 185H17V188H18V186ZM158 185V184H157ZM185 185H186V183H185ZM224 185V186H225ZM10 186V185H9ZM49 186V185H48ZM126 186V185H125ZM146 186V185H145ZM213 186V185H212ZM218 186H219V183L217 184V189H218ZM223 186V187H224ZM226 186H225V188H226ZM122 187V186H121ZM153 186H151V188H152ZM187 187V185L185 186V188ZM205 187H207V186H205ZM214 187V186H213ZM16 188V189H17ZM20 188H22L21 186H20ZM118 188V187H117ZM144 188H146V187H144ZM151 188H150V190H151ZM210 188H211V186H210ZM15 189V190H16ZM138 189V188H137ZM217 189L215 188V190L217 191ZM232 189V190H233ZM18 190V189H17ZM21 190V189H20ZM153 191L155 190V189H152ZM187 190V189H186ZM220 190V189H219ZM228 190V189H227ZM231 190V189H230ZM232 190H231V194H232ZM9 191H11V190H9ZM14 191V190H13ZM125 191H127V190H125ZM153 191H151V192H153ZM192 191H194V190H192ZM221 191V190H220ZM223 191V190H222ZM225 191V190H224ZM120 192V191H119ZM123 192V191H122ZM129 192V191H128ZM145 192V191H144ZM148 192V191H147ZM209 192V191H208ZM229 192V191H228ZM187 193H188V191H187ZM194 193V192H193ZM223 194H225L224 192H222ZM233 193V194H234ZM6 194V193H5ZM13 194V193H12ZM65 194V193H64ZM119 194V193H118ZM147 194V193H146ZM162 194V193H161ZM189 194V193H188ZM188 194H186V196L188 195ZM211 194V193H210ZM214 194H215V192H214ZM218 194V193H217ZM230 194V193H229ZM16 195V194H15ZM143 195V194H142ZM212 195V194H211ZM17 196H18V194H17ZM62 196H64V195H62ZM141 196V195H140ZM147 196V195H146ZM202 196V195H201ZM134 197V196H133ZM193 197V196H192ZM91 198V197H90ZM142 198V197H141ZM145 198V197H144ZM190 198V197H189ZM213 198H214V196H213ZM218 198V197H217ZM85 199V198H84ZM221 199V198H220ZM104 200V199H103ZM200 200V199H199ZM202 200V199H201ZM208 200V199H207ZM206 200V201H207ZM223 200V199H222ZM51 201V200H50ZM105 201V200H104ZM164 201V200H163ZM227 201V200H226ZM16 202V201H15ZM162 202V201H161ZM160 202V203H161ZM223 202V201H222ZM229 202V201H228ZM228 202H226V203H224V205L226 206V207H228L227 205H229V207L228 208H231L232 206L228 203ZM55 203V202H54ZM213 203V202H212ZM211 203V204H212ZM228 203V204H227ZM232 203H235V202H233L232 201ZM158 204H159V202H158ZM18 205V204H17ZM235 206H236V204H234ZM172 209V208H171ZM235 209H236V207H235ZM46 210V209H45ZM105 210V209H104ZM229 210V209H228ZM231 210L232 211H234L233 210V208H231ZM231 210H230V212H231ZM13 211V210H12ZM17 211H18V213L20 212V214H21V210L19 211L18 209H17ZM93 211H95V209L93 210ZM122 211V210H121ZM14 212H16V209H15V211ZM101 212V211H100ZM104 212V211H103ZM123 212V211H122ZM229 212V213H230ZM13 213V212H12ZM11 213V214H12ZM128 213V212H127ZM101 214V213H100ZM123 214V213H122ZM126 214V213H125ZM232 214H235V212L233 213L232 212ZM231 214V215H232ZM14 216H15V214H13ZM17 215V214H16ZM14 216H13V218H11V220H13V223L11 224V226L9 227V226H7V230L5 229V233H6V235H5V237L3 238V240H0V241H2V242H0V264H22V262H23V258H24V255H26L27 256V248H28V246L30 247V244H29V241L30 240H32V238L31 239H25L23 236H21L20 234H19V231H20V227L18 226V225H16V221H17V219H19L20 218V215H17V216H19V217H16V218H14ZM233 216V215H232ZM126 217V216H125ZM261 217V218H260ZM86 218V217H85ZM92 218V217H91ZM21 219V218H20ZM167 219V218H166ZM165 219V220H166ZM232 219V218H231ZM95 220V219H94ZM93 220V221H94ZM168 221H170L169 219H167ZM233 220V219H232ZM84 221V220H83ZM146 221V220H145ZM172 221V220H171ZM235 222V223H236ZM20 223V222H19ZM166 223V222H165ZM169 223V222H168ZM15 224V225H14ZM97 224V223H96ZM111 224V223H110ZM28 225V224H27ZM27 225H25V227L27 226ZM171 226V225H170ZM9 227V228H8ZM23 227V226H22ZM24 227V232H26V233H28V234H30V232H29V230L31 229V227L29 228H25ZM109 227H110V225H109ZM230 227V226H229ZM94 228V227H93ZM89 229V228H88ZM235 229H237V228H235ZM23 230H22V232H23ZM106 231V230H105ZM169 231V230H168ZM171 232V231H170ZM26 235V234H25ZM239 235V234H238ZM22 237V238H21ZM29 238V237H28ZM172 238V237H171ZM1 239V238H0ZM241 239V240H242ZM31 243H32V241H30ZM244 242V241H243ZM246 242V243H247ZM169 243V242H168ZM33 244H35V242L33 243ZM37 244V243H36ZM38 245V244H37ZM36 245V246H37ZM249 245V244H248ZM39 246V245H38ZM27 247V248H26ZM62 246H60L59 247V245H58V248H61ZM27 249V250H26ZM30 250H31V247H30ZM29 250V251H30ZM59 251H61V250H59ZM30 254L32 253V250H31V252H29ZM59 253V252H58ZM179 254V253H178ZM258 254V255H259ZM263 254V255H262ZM32 255V254H31ZM173 255V254H172ZM189 255V254H188ZM25 256V257H26ZM256 257V256H255ZM259 257V256H258ZM257 257V258H258ZM33 258V257H32ZM30 258H28L27 259V257H26V260H28V262H26V263H23V264H28V263H30L29 260ZM35 259V258H34ZM25 260V261H26ZM33 263H34V261H32ZM31 262V264H33ZM35 264V263H34ZM37 264V263H36ZM39 264V263H38Z\"/></svg>",
	"mask_w": 264,
	"mask_h": 264
},
{
	"label": "water",
	"instance_id": "3",
	"mask_svg": "<svg viewBox=\"0 0 264 264\" xmlns=\"http://www.w3.org/2000/svg\"><path fill=\"white\" fill-rule=\"evenodd\" d=\"M196 2L198 4H203L204 1L196 0ZM219 5H220L219 1L216 4L213 3L212 1L208 5V7L216 8V7H219ZM237 13L238 14L242 13L251 18V24L249 25V27L252 31L253 38L252 37L250 38V42L253 48L256 49V51L254 50L255 52L253 53V59L250 60L244 53H240L238 51H235L234 49L233 50L227 49L231 57L236 59V63L235 65L232 64L231 66L226 67L225 70L221 68L222 70L219 71V73L221 74L223 73V71H225V74L223 73V75H225L226 77L235 78L237 82L241 84V86H243V90L239 89L240 91L237 90L234 86H231V88L233 87V89H235L234 94L236 92H241L243 94V98L246 104V110L249 112L248 117H250L249 119L250 121L249 123L248 121H246L247 120L246 115H240L238 119L243 122L245 121V126H246V130L248 131V134H249V131L250 132L253 131L259 138H262V134L264 133V124L260 121L264 122V92H261L258 90L264 87V46H261L260 44V41L262 44H264V19H263L264 14H261V12H253V11H250L249 9H241V8H237ZM234 20L235 19L233 16L227 15L226 17H224L223 22L221 24L222 28L227 30V27H229V25L234 24L235 22ZM195 32L203 33L204 28L202 29L201 26L196 25ZM179 36L182 39L187 40L191 46L194 45L195 47L199 48V44H201L203 48L207 49V51L204 52L205 54L208 53L209 57L215 60H218L220 63L221 62H223L224 64L226 63L224 60L226 59L228 53L215 54L209 51L211 49L208 46L209 44L207 45H203L202 43L198 44L197 40L196 41L191 40L188 38V36L184 37L182 34H180ZM219 39L214 40V42L216 45L223 48L224 45L219 43ZM226 48H228V46H226L224 49ZM209 57L208 58L206 57V60L210 63V61L212 60ZM212 66L214 67V65L212 64L208 65L209 70L215 73V71L213 70L215 67L211 69ZM249 80H251L255 84L254 85L247 84ZM255 91L256 92L258 91L259 95H257L258 92L256 93ZM249 105L252 108H250ZM251 123L252 125H250ZM260 128L262 129L260 130ZM261 131H263V133H260ZM238 135H241V134L238 133ZM248 137L249 139H251L249 135ZM255 142H258V141L255 140ZM255 208L257 209L258 212L261 210H264V198H259L255 201Z\"/></svg>",
	"mask_w": 264,
	"mask_h": 264
},
{
	"label": "clouds",
	"instance_id": "4",
	"mask_svg": "<svg viewBox=\"0 0 264 264\" xmlns=\"http://www.w3.org/2000/svg\"><path fill=\"white\" fill-rule=\"evenodd\" d=\"M234 96H235V105L237 110H239L240 112H244L246 109V104L243 98V94L241 92H236Z\"/></svg>",
	"mask_w": 264,
	"mask_h": 264
}]
</instances>
